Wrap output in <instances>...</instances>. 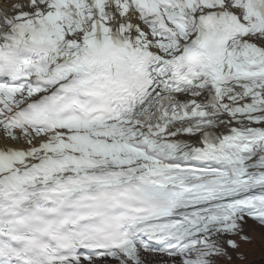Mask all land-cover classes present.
<instances>
[{
  "label": "snow or ice",
  "instance_id": "obj_1",
  "mask_svg": "<svg viewBox=\"0 0 264 264\" xmlns=\"http://www.w3.org/2000/svg\"><path fill=\"white\" fill-rule=\"evenodd\" d=\"M11 7L0 264H218L264 226V0Z\"/></svg>",
  "mask_w": 264,
  "mask_h": 264
},
{
  "label": "rangeland",
  "instance_id": "obj_2",
  "mask_svg": "<svg viewBox=\"0 0 264 264\" xmlns=\"http://www.w3.org/2000/svg\"><path fill=\"white\" fill-rule=\"evenodd\" d=\"M252 224L251 222L248 223L247 230L255 235V237L253 236L254 240L242 241L237 250H232V253L236 254L238 251L242 252L243 258L234 256L233 259L224 260L222 264H264V228Z\"/></svg>",
  "mask_w": 264,
  "mask_h": 264
}]
</instances>
